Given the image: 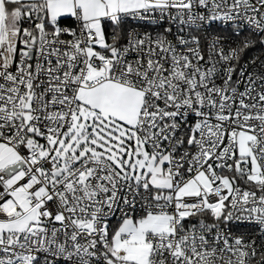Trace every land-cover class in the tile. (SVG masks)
I'll return each mask as SVG.
<instances>
[{"label":"snow or ice","instance_id":"obj_1","mask_svg":"<svg viewBox=\"0 0 264 264\" xmlns=\"http://www.w3.org/2000/svg\"><path fill=\"white\" fill-rule=\"evenodd\" d=\"M0 264H264V0H0Z\"/></svg>","mask_w":264,"mask_h":264}]
</instances>
